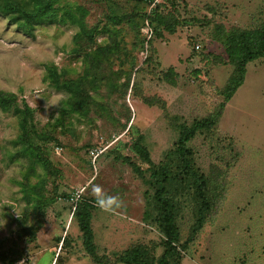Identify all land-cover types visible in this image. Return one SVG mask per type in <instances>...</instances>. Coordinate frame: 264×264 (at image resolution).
Wrapping results in <instances>:
<instances>
[{
	"label": "rangeland",
	"instance_id": "374dc122",
	"mask_svg": "<svg viewBox=\"0 0 264 264\" xmlns=\"http://www.w3.org/2000/svg\"><path fill=\"white\" fill-rule=\"evenodd\" d=\"M7 5L36 15L0 10V264H264V56L230 39L264 28V0Z\"/></svg>",
	"mask_w": 264,
	"mask_h": 264
},
{
	"label": "trees",
	"instance_id": "16d2710c",
	"mask_svg": "<svg viewBox=\"0 0 264 264\" xmlns=\"http://www.w3.org/2000/svg\"><path fill=\"white\" fill-rule=\"evenodd\" d=\"M49 9H52V3L50 4L49 1L44 3L43 6H41V11L43 12H46ZM0 10L3 12L9 13L10 14L9 16L11 17V19L14 22H17L18 26L22 28H29L28 23L31 20H33L34 16L36 15V12L34 10L27 11L25 9L24 10L20 9L19 6H13V5L4 6L0 8ZM115 21L119 23L121 21V18L115 19ZM230 39L234 40V42H236L238 39L240 43L249 42V41L253 43L251 45L252 49L247 50L248 54L246 57L248 59H253V58L264 56V28L260 30H254L253 32L252 31L234 32L233 34H231ZM243 73H244V66L242 65V62H241V64H239V68L237 69V74L235 75L231 85L229 86L228 88L229 90L226 92V97H230L232 93L236 90V88L242 83L243 75H244ZM0 97H1L0 103L1 102L3 103L4 100L2 99L3 94L1 91H0ZM206 210L208 209L206 208ZM75 216L77 218V221L79 222L80 229L83 233V239H84L83 243L85 245L87 253L92 257H96L94 253V248L91 242L93 233H92V229L90 226V212L87 210V207L85 205L80 204L77 208ZM165 218H166V229L165 230L168 236L166 241H167V245H169V248L171 249L173 247L172 243L176 237H175L174 230L170 223V216L166 215ZM141 253H142L141 250L139 249L137 250L136 248H133L130 250H126L125 254L120 256V258L125 264H135V263L142 264L143 262L140 259ZM170 256H171L170 251L166 250L163 253L162 258L160 259L159 264H173L170 260ZM19 257H21V255H18L15 258L18 259Z\"/></svg>",
	"mask_w": 264,
	"mask_h": 264
},
{
	"label": "clouds",
	"instance_id": "9594fccd",
	"mask_svg": "<svg viewBox=\"0 0 264 264\" xmlns=\"http://www.w3.org/2000/svg\"><path fill=\"white\" fill-rule=\"evenodd\" d=\"M41 92H42V89H36L35 90V98L36 97H41L42 95H41ZM46 99V98H45ZM63 99H66V97L65 96H61V95H55V96H52V97H49V98H47L46 99V104H45V108H48L49 106H62L61 105V100H63ZM109 204H111V203H113V199H109L108 201H107ZM99 203L101 204V206H103V204H104V201L103 200H100L99 201ZM15 210V209H14ZM16 212V211H15ZM17 214V213H16ZM4 223H5V221L3 220V223H0V227H2L3 225H4ZM55 255H57V253H55L54 254V260H53V262L51 261V263L50 264H55V262H56V256Z\"/></svg>",
	"mask_w": 264,
	"mask_h": 264
},
{
	"label": "built area",
	"instance_id": "2783aa9c",
	"mask_svg": "<svg viewBox=\"0 0 264 264\" xmlns=\"http://www.w3.org/2000/svg\"><path fill=\"white\" fill-rule=\"evenodd\" d=\"M79 194H80L79 190L74 191L72 194H70L67 201L74 203L80 197ZM28 260L29 257L27 258V256L23 255L14 262H12L11 264H28Z\"/></svg>",
	"mask_w": 264,
	"mask_h": 264
}]
</instances>
